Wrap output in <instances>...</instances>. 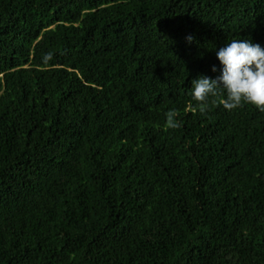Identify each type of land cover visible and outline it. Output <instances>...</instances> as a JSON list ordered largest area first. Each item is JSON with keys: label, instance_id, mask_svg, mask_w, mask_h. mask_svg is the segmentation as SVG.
I'll return each instance as SVG.
<instances>
[{"label": "trees", "instance_id": "1", "mask_svg": "<svg viewBox=\"0 0 264 264\" xmlns=\"http://www.w3.org/2000/svg\"><path fill=\"white\" fill-rule=\"evenodd\" d=\"M245 38L264 0H0V264H264V112L191 95Z\"/></svg>", "mask_w": 264, "mask_h": 264}, {"label": "clouds", "instance_id": "2", "mask_svg": "<svg viewBox=\"0 0 264 264\" xmlns=\"http://www.w3.org/2000/svg\"><path fill=\"white\" fill-rule=\"evenodd\" d=\"M187 40L192 42L193 37ZM214 52L221 66L220 75L212 79L201 74L191 82V95L199 102V112L203 114L208 110V99L216 96L218 89L226 94L224 109L231 111L251 104L264 112V47L247 38L233 39L216 47ZM51 58V55L45 56V62ZM212 71H217L215 66ZM176 116L174 110L167 114L168 127H178Z\"/></svg>", "mask_w": 264, "mask_h": 264}]
</instances>
